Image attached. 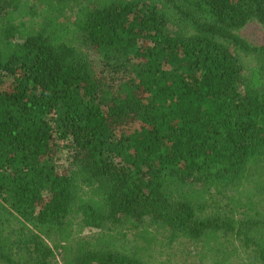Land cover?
Masks as SVG:
<instances>
[{
    "label": "trees",
    "instance_id": "obj_1",
    "mask_svg": "<svg viewBox=\"0 0 264 264\" xmlns=\"http://www.w3.org/2000/svg\"><path fill=\"white\" fill-rule=\"evenodd\" d=\"M252 22L264 0H0V264H264Z\"/></svg>",
    "mask_w": 264,
    "mask_h": 264
},
{
    "label": "rangeland",
    "instance_id": "obj_2",
    "mask_svg": "<svg viewBox=\"0 0 264 264\" xmlns=\"http://www.w3.org/2000/svg\"><path fill=\"white\" fill-rule=\"evenodd\" d=\"M243 38L250 46L257 47L264 43V27L257 22H252L246 25L240 32ZM91 61L96 70L99 69V60L95 54L91 52ZM248 61V60H247ZM251 65L250 62H248ZM8 81H6L7 83ZM63 156L62 154L60 155ZM63 170V169H61ZM97 231L86 230L83 236H91ZM132 235L128 234L125 239L121 238L118 242L119 245L128 247ZM197 245L182 241L180 243L172 244L170 247L163 246V243L157 244L151 248L144 259L148 264H200L195 253L198 250ZM57 264H61L60 257L57 259Z\"/></svg>",
    "mask_w": 264,
    "mask_h": 264
}]
</instances>
